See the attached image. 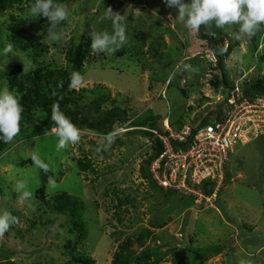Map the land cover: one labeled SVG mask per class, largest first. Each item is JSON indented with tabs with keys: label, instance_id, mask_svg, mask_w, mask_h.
<instances>
[{
	"label": "rangeland",
	"instance_id": "1",
	"mask_svg": "<svg viewBox=\"0 0 264 264\" xmlns=\"http://www.w3.org/2000/svg\"><path fill=\"white\" fill-rule=\"evenodd\" d=\"M35 2L0 0V89L20 102L13 80L47 66L72 75L68 47L81 45V83L68 86V97L91 120L113 108L126 115L111 134L80 130L79 141L63 148L52 131L21 128L0 154V215L9 223L0 264H77L72 256L95 264H264V135L229 155L213 205L166 192L150 176L160 135L214 117L228 93L212 53L178 9L165 0H53L69 15L52 28L33 14ZM108 8L126 18L127 42L114 53L93 51L91 34L113 31L112 19L103 18ZM13 26L35 43L14 35ZM212 26L224 38L233 88L264 86V24L242 39L235 38L239 25ZM32 110L45 119L40 107ZM61 194L83 202V236L70 213L56 210L52 198Z\"/></svg>",
	"mask_w": 264,
	"mask_h": 264
},
{
	"label": "built area",
	"instance_id": "2",
	"mask_svg": "<svg viewBox=\"0 0 264 264\" xmlns=\"http://www.w3.org/2000/svg\"><path fill=\"white\" fill-rule=\"evenodd\" d=\"M264 135V95L228 90L212 118L179 132L160 135L161 153L149 165L154 183L166 192L215 203L229 155L238 146Z\"/></svg>",
	"mask_w": 264,
	"mask_h": 264
},
{
	"label": "clouds",
	"instance_id": "3",
	"mask_svg": "<svg viewBox=\"0 0 264 264\" xmlns=\"http://www.w3.org/2000/svg\"><path fill=\"white\" fill-rule=\"evenodd\" d=\"M165 4L169 8L175 6L179 12V19L185 21L186 27L192 31H198L202 25L207 26L212 22L218 28L239 25V34L235 38L242 39V35L249 38L254 36L259 26L264 24V0H190L188 5L184 0H165ZM32 12L51 21L52 28H55L59 22L65 21L69 15L66 6L54 4L53 0H36L32 5ZM103 18L112 19L113 31L111 34L107 31L92 33L91 49L114 53L127 42L126 18L119 13H113L111 8L106 9ZM49 31L51 32L52 29L50 28ZM52 38L57 39L58 34H54ZM6 51H11L10 45ZM70 79V87H76L81 83V75L77 72L72 73ZM23 111L13 91L8 88L0 89V138L7 142L18 135ZM51 116L56 124L52 132L59 137L60 148L65 147L69 141L71 143L79 141L80 130L60 110L58 103L53 106ZM33 161L38 167L47 171V165L40 158L33 156ZM49 184L55 186L52 180ZM8 228V214L5 213L0 215V234Z\"/></svg>",
	"mask_w": 264,
	"mask_h": 264
},
{
	"label": "trees",
	"instance_id": "4",
	"mask_svg": "<svg viewBox=\"0 0 264 264\" xmlns=\"http://www.w3.org/2000/svg\"><path fill=\"white\" fill-rule=\"evenodd\" d=\"M12 33L31 44L35 43V38L31 34L22 31L18 27L13 26ZM195 33L196 37L205 43L206 50L212 53L224 87L228 90L234 89L229 82L228 72L224 64L225 57L227 56V51L224 50V38L218 33L216 28L212 26V23L207 26L202 25ZM85 55L86 49L84 46L80 45L75 49L68 47L66 59L72 66L73 71L76 72L82 68ZM70 77L71 75L65 70L52 69L47 66L35 70L24 80L12 81L11 85L19 93L20 104L24 109L20 121V130L24 125L31 124L37 134H46L52 131V128L56 127L55 121L52 120L51 116L52 110L53 106L58 103L60 110L79 130H91L103 135H109L113 132L115 123L123 118L122 116H125L126 113L119 108H113L103 112L97 119H89L85 111L80 106L73 104L72 99L68 97L67 88L71 84ZM243 92L246 97L262 96L264 95V86L259 84L250 85ZM70 104H72V106H69ZM33 105L40 107L46 114L45 119L41 120L35 118L32 110ZM204 122H201V124ZM11 141L6 142L4 139L0 138V154ZM161 151L162 145L160 143L152 160L156 158ZM52 199L58 212L70 213L73 218V228L77 229L83 236L86 232V222L82 217L83 202L79 198L66 194L57 195ZM127 244L128 243L125 245ZM118 258L124 257L117 255V259ZM71 259V261L77 264H95L89 256H72Z\"/></svg>",
	"mask_w": 264,
	"mask_h": 264
}]
</instances>
